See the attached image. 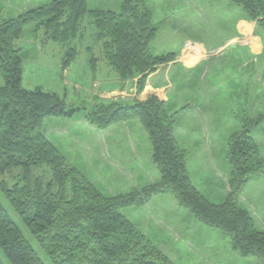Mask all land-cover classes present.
Masks as SVG:
<instances>
[{
    "label": "trees",
    "instance_id": "1",
    "mask_svg": "<svg viewBox=\"0 0 264 264\" xmlns=\"http://www.w3.org/2000/svg\"><path fill=\"white\" fill-rule=\"evenodd\" d=\"M229 1L264 31V0ZM86 17L96 30L99 58L120 82L136 79L137 94L149 74L175 59L172 53H151L156 26L142 0H123L118 11L88 9L86 0H52L16 17L0 15V76L4 82L0 86V192L50 263L172 264L120 214L122 208L145 205L153 196L169 191L195 219L229 237L236 253L255 256L264 264V231L239 206L249 178L264 164L251 136L261 118L244 120L227 141L230 189L221 205L210 203L192 185L185 154L173 134L180 112H168L155 97L132 104L111 101L82 107L86 121L98 129L139 120L151 144V161L160 174L158 184L141 192L103 195L48 141L40 129L44 119L67 118L80 108L67 106L56 93L22 86L18 41L24 27L36 23L35 32L42 30L45 41L64 48L65 68L78 54L71 43L80 41ZM0 249L10 264H45L1 202Z\"/></svg>",
    "mask_w": 264,
    "mask_h": 264
},
{
    "label": "rangeland",
    "instance_id": "2",
    "mask_svg": "<svg viewBox=\"0 0 264 264\" xmlns=\"http://www.w3.org/2000/svg\"><path fill=\"white\" fill-rule=\"evenodd\" d=\"M51 1L0 0V15L3 18L16 17ZM86 1L91 10L118 11L123 0ZM142 2L156 26L155 36L150 42L152 53L153 48H157L155 53L167 52L168 45L177 46L183 40L186 42V39L197 44L204 43L207 49V44H245L251 37V34L248 37L245 32H236V20L239 13L243 12L229 0ZM245 21L254 23L253 35L264 48V31L254 21ZM35 26L36 23L26 25L18 41L22 50V86L28 90L40 88L44 92L56 93L67 106L80 108L67 118L44 119L40 129L48 141L105 196L141 192L150 185L158 184V168L149 158L151 144L138 119L117 122L105 129H98L86 121L82 107L113 101L98 98L101 83H98V75L92 71V67L94 62V69L100 63L105 68L107 64L99 58L100 43L96 40V30L91 20L86 17L81 23L82 37L80 41L71 43L77 48L78 54L65 68L62 65L64 48L60 44L45 41L42 30L35 32ZM218 49L211 55L216 54ZM206 66L202 65L201 69L206 70ZM107 68L114 74L108 65ZM225 77L228 82L218 84L216 88L227 93V103L221 102L227 109L220 110L221 119L226 118V123L209 125L198 106L191 105V111L181 112L173 126L175 140L185 154L192 185L214 205L224 203L230 189L226 145L229 137L242 128L244 120L261 118V122L251 129V136L258 147L259 156L264 160V49L260 56L250 62L248 86L245 84L240 87L239 77L233 73V68L226 69ZM3 83L0 76V86ZM198 90L199 86L189 82L178 90V94L185 97ZM230 113L231 118L234 117L232 113L237 114V122L235 117L229 121ZM4 180L9 182L8 178ZM0 202L42 261L51 264L1 192ZM239 206L249 211L255 227L264 231V164L260 172L249 178ZM120 214L172 264H261L255 256L244 257L236 253L231 248L229 237L195 219L169 191L153 196L145 205L122 208ZM0 260L2 264H10L1 249Z\"/></svg>",
    "mask_w": 264,
    "mask_h": 264
},
{
    "label": "crops",
    "instance_id": "3",
    "mask_svg": "<svg viewBox=\"0 0 264 264\" xmlns=\"http://www.w3.org/2000/svg\"><path fill=\"white\" fill-rule=\"evenodd\" d=\"M235 28L236 32H245L247 36L251 34L245 44L236 43L235 46H228L229 44L227 43L217 46L207 44V49H205L204 43L197 44L186 39V42L183 40L177 46L168 45L167 52L155 53L157 48H153L154 53L151 52L153 55L173 53L176 57L174 61L158 67L149 74L144 88L139 94H137L136 90V79L120 82L116 75L112 74L107 68V65L105 68L102 67L103 63H100L101 65L98 64L96 69L92 67V71L98 75V83H101L99 85L98 98L104 101L113 100L132 104L134 101H145L150 97H155L164 104L166 110L170 113L177 111L189 113L191 111L189 106L196 105L209 125L226 123V118L221 119L220 110L227 109L224 103L221 105L223 101L227 103V93L220 88L217 90L216 85L227 83L228 81L225 77L226 69L233 68V73L239 77L238 83L240 87L245 84L248 86L247 75L250 62L254 61L256 56H260L264 49L259 43V39L256 37L257 40L253 35L254 23L246 22L244 14L239 13ZM172 32L170 33L172 34ZM216 48H219L218 52L211 55ZM250 57H252V61H250ZM206 62H208L207 66L205 65ZM202 65L206 66L205 68L207 69L202 70ZM189 82L199 86V90L194 91V94H189V96H180L178 90ZM175 85L177 86L175 87ZM232 114L237 122V114ZM234 117L231 118L230 113L229 121L233 120ZM125 125L127 126L128 122ZM150 157L151 151H149Z\"/></svg>",
    "mask_w": 264,
    "mask_h": 264
}]
</instances>
